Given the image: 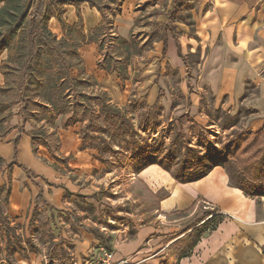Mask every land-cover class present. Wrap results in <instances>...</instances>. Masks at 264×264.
<instances>
[{
	"label": "rangeland",
	"instance_id": "obj_1",
	"mask_svg": "<svg viewBox=\"0 0 264 264\" xmlns=\"http://www.w3.org/2000/svg\"><path fill=\"white\" fill-rule=\"evenodd\" d=\"M174 1L178 5L186 3L181 16L175 18L176 34H193L195 12L201 0H143L135 9L136 26L132 33L126 35L122 30L123 36L120 35L135 40L138 46L135 50L141 52L131 60L128 80L105 70L102 78L96 77L98 67L88 66L83 56L86 69H81V65L73 67V74L88 79L86 92L109 94L110 103L120 110V118L114 127L99 117L103 127L96 132L98 139L86 141L99 146L86 148L88 154L81 162L73 157L68 164L59 162L62 163L59 165L48 153L50 164L65 172L73 189L66 190L62 204L56 205L37 192L27 211L12 215L7 212L10 186L5 184L0 189V264H101L106 246L94 235L93 239L99 241L94 248L95 244L86 239L92 231L101 233L109 244L112 240H128L136 228L158 215V196L163 191L154 193L136 176L143 162L159 164L173 177L190 163L198 167L193 172L198 174L218 164L238 165L240 159L251 171L260 168L264 172V165L259 163L263 159L264 134H254L257 113L253 104L241 98H236L234 104H228L226 97L217 99L202 82L205 58L200 57V52L184 54V64L179 66L158 48L163 42L158 40L161 31L155 30V23L167 20ZM115 21L116 17L114 28ZM114 33L117 35L115 30ZM60 35L57 34L58 39L64 32ZM114 37L105 42L103 58L113 54L120 59ZM84 46H80V52ZM2 56L9 57L6 52ZM1 73L4 84L0 87L7 89H0V135L12 128L19 104L6 102L17 97L22 80L18 71L4 68L2 62ZM254 90L248 85L246 94L251 95ZM92 105L97 110L98 106ZM54 118L51 106L40 101L30 112L25 127L36 133L33 135L36 155L38 143L49 145L55 154L59 150L57 133L62 117ZM86 124L87 121L78 122L71 127L80 133ZM201 158H205L206 165L197 166ZM28 171L38 184L36 173L30 168ZM209 208L213 206L206 201L196 205L189 213L188 225L195 224Z\"/></svg>",
	"mask_w": 264,
	"mask_h": 264
},
{
	"label": "crops",
	"instance_id": "obj_2",
	"mask_svg": "<svg viewBox=\"0 0 264 264\" xmlns=\"http://www.w3.org/2000/svg\"><path fill=\"white\" fill-rule=\"evenodd\" d=\"M142 1L125 0L122 3L114 28L118 35H122V30L126 35L132 33L136 26L135 9ZM81 14L86 32L102 20L100 11L87 2L81 4ZM64 17L69 24L77 22L76 7L66 5ZM50 23L51 29L61 36L63 30L57 18L52 17ZM195 27L192 35L178 36L176 32H170L165 53L163 41L158 48L164 57L168 53L179 66L184 64V54L200 52V57L205 58L202 82L217 99L226 97L228 104H234L236 98L252 103L257 113L254 123L259 131L264 126V0H201L195 12ZM83 45L86 46L81 50V56L88 66L98 67L101 58L98 44ZM2 55L0 84H4ZM98 69L99 73L94 74L102 78L104 70ZM248 85L255 89L251 95L246 94ZM19 120V116L14 115L12 129L0 139V156L12 165L0 168V189L9 184L11 193L7 212L17 216L28 210L37 192L60 205L66 190L73 191L65 172L50 164L49 151L45 146L39 145L36 155L33 136L21 134L15 146L14 139L19 134L15 126ZM57 134L60 141L56 154L75 157L78 162L87 156L76 127L64 129L61 125ZM29 168L38 176V184L32 181ZM136 176L154 193L165 189L169 196L159 202L157 217L136 228L133 237L111 241L114 259L127 258L130 264H164L168 257L177 261L176 250L182 244L186 229L194 224L188 225L189 215L180 216L176 212L188 209L201 199L197 205L206 201L225 217L201 238L187 256L180 259L179 264H264V195L250 196L242 188L232 185L224 165H214L206 175L184 182L177 181L156 163L140 169ZM93 238L92 233L86 237L95 244V248L99 241Z\"/></svg>",
	"mask_w": 264,
	"mask_h": 264
},
{
	"label": "trees",
	"instance_id": "obj_3",
	"mask_svg": "<svg viewBox=\"0 0 264 264\" xmlns=\"http://www.w3.org/2000/svg\"><path fill=\"white\" fill-rule=\"evenodd\" d=\"M124 1L0 0V56L5 51L9 55L7 59L2 60V65L4 68L18 71L22 79L17 88V97L6 102L8 105L19 104L16 115L19 116L20 120L15 126L19 134L14 139L16 147L21 134L26 133L31 136L36 134L34 131H27L25 123L29 121L33 107L38 106V101L45 106H51L55 118L61 115V125L64 129L78 122L87 121L86 127L80 132L81 138L84 140L83 148H98L97 143L89 145L86 144V141L98 139L96 132L101 131L103 127L100 126L99 117L109 126H117L120 110L116 105L110 103L109 94L102 92L98 95H90L85 89L89 86L88 79L73 74V67L81 65V69H86L79 48L83 44L96 43L102 54V58L98 61V67L108 73L116 72L120 79H129L131 60L134 55H140L141 52L135 50L138 47L135 40L132 42V40L114 33V19L121 12ZM84 2L89 3L91 7H96L102 14L101 22L89 32L85 31L81 14V4ZM68 4L74 5L77 9L79 19L74 24H69L64 17ZM185 4L182 2L178 5L177 1H174V7L169 11L167 20L155 23V30L161 31L158 40L164 42V53L167 49L169 32L175 34V18L181 16V10ZM52 17H56L62 26L64 36L60 39L49 27ZM109 37H114V41L118 45V53L121 54L120 59L113 54L103 58L102 52ZM179 52L181 54L180 50ZM5 74L9 73L5 72ZM0 89L7 88L0 87ZM72 95L73 99L71 100ZM92 104L98 106L97 110ZM97 111L99 115H97ZM9 132L10 130L0 136L6 137ZM254 134H264V126ZM38 144L47 147L51 156L58 162L68 164L72 158L71 156L64 157L55 154V151L53 152L52 148L45 143ZM261 153L263 159L259 163L263 166L264 148ZM243 160L240 159L238 165L230 162L225 166L231 184L242 188L250 196L264 195V172L260 168L257 172L251 171L248 165H242ZM1 162L0 168L12 166L2 157ZM143 163L142 168L151 164L149 162ZM200 165H206L205 158L200 159L197 166ZM196 169L198 167L192 166L191 163L187 164L174 177L179 182L194 180L206 175L210 168L193 174ZM162 191L163 194L158 196V202L169 196L168 191L165 189ZM199 200L201 199H197L188 209L176 213L180 216L189 215ZM224 217L225 215L217 207L206 209L197 222L186 229L187 233L182 238V244L175 253L177 261L168 257L164 264H179L180 259L187 256L201 238L207 232L215 229ZM92 233L103 241L109 251H112V245L105 241V237L101 233L96 230Z\"/></svg>",
	"mask_w": 264,
	"mask_h": 264
},
{
	"label": "built area",
	"instance_id": "obj_4",
	"mask_svg": "<svg viewBox=\"0 0 264 264\" xmlns=\"http://www.w3.org/2000/svg\"><path fill=\"white\" fill-rule=\"evenodd\" d=\"M101 261H102L101 264H130L131 263V261L127 258H122L119 260L114 259L112 251L109 252L107 248L105 250V257Z\"/></svg>",
	"mask_w": 264,
	"mask_h": 264
}]
</instances>
